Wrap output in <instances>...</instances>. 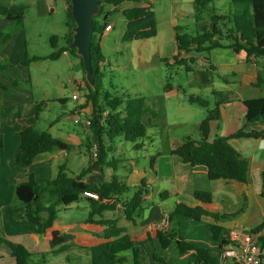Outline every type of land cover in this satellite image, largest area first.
I'll return each instance as SVG.
<instances>
[{"label":"trees","instance_id":"16d2710c","mask_svg":"<svg viewBox=\"0 0 264 264\" xmlns=\"http://www.w3.org/2000/svg\"><path fill=\"white\" fill-rule=\"evenodd\" d=\"M67 5L66 27H67V47L45 57V59L56 60L65 52L73 53L82 63L84 77L78 83L79 89L88 91L86 95V105L91 104L92 124L90 132L87 134L85 147L90 153L94 146L98 149V160L89 161V166L76 177H70L64 167L59 168L57 176L45 183H38L33 176L26 182L16 186L15 196L18 202L25 208L26 220L36 227L37 233L44 235L45 247L53 255H59L71 248L74 237L70 234H63L62 221L59 219V206L68 207L77 203L85 197V192H92L98 195L99 200L88 198L90 202V212L87 218L89 223L96 222L97 217H102L106 211H113L119 203L123 208L126 219L134 222L142 216L144 210V197L147 194L146 184L139 186L129 200L126 196L131 188L117 178L110 182L93 183L84 180V177L95 167L111 165L109 158L112 156L117 138L122 137L126 141L134 144L135 149H139L138 141L147 136L148 127L143 122V117L150 111L152 118L156 113L150 108L147 100L143 97L129 99L126 102L119 98L106 94L105 100L100 101L98 95V77L103 75L100 72V65L105 57L102 53L101 40L106 27L108 26V16L112 12L121 11L126 20V31L124 41H139L151 39L158 34L157 16L151 0H102L100 13L94 17V32L91 47L92 70L94 88L86 80L83 59L77 55L76 49H69L73 41V28L75 22L72 16L70 0H64ZM216 0H193V17L196 23L203 24L196 34L191 35L184 32H177L176 45L178 54L174 56L177 64L186 65L188 71L195 63V57L179 59L181 54L192 55L205 54L210 56L211 52L220 47H224L221 42H228L227 48L244 51L246 59L264 58V0H231V11L227 15H220L213 4ZM128 2L126 7L124 4ZM112 6V10L105 11V6ZM104 15L103 22L99 18ZM0 16L3 20L14 23L16 30H21L24 25V8L13 5L4 7L0 5ZM10 34H1L2 44L11 39ZM53 38L51 43L54 45ZM193 56V55H192ZM41 57H30L26 55L19 62L22 66L29 67L32 63L39 61ZM208 61L209 58H204ZM12 64L0 65V97L4 92L10 93L13 88L18 87L17 80L12 77H5L4 70L10 68ZM204 86L211 83L208 71L198 73ZM30 82V80H29ZM258 87L264 85V75H257ZM217 96L225 95L216 92ZM64 102L65 100H61ZM191 103H197L194 98H190ZM224 102L218 98L216 108L209 111L208 116L201 122L199 127V139L186 137L183 144L175 149L169 150V154L179 157L183 163L192 167L204 166L208 171L210 180H234L244 184L249 183V161L244 158L230 143V139H260L264 138V131H256L249 128L258 123H264V97L244 101L246 107L245 126L229 137L216 136L213 141H209L210 122L219 120V107ZM108 111L105 118L103 113ZM40 113V106L37 117ZM1 138V135H0ZM71 146L63 140L54 137L52 134L38 130L34 126L27 127L20 133V147L14 157V161L21 167L32 165L36 158L44 153L54 150L70 151ZM264 179V163H263ZM264 194V193H263ZM168 193L162 196L167 197ZM197 203L189 204L177 201L172 212L168 215L170 223L178 222L185 217L197 222L203 221L211 233V243L218 250L217 253L209 249L191 244L180 237L179 229L176 227L167 231H157L156 236L160 239L161 245L166 248L172 241H176L181 254L193 253L197 262L203 264H221L220 252L225 251L231 243L230 223L244 212V206L237 212L230 214H220L218 206L214 202L213 195L204 190H197L194 194ZM246 201V200H245ZM106 228L102 240L92 246L79 245L87 249L90 254V264H122L126 262L120 254L125 251L134 250L138 256L139 247L136 240L130 236L123 227H119L114 220H104L102 222ZM264 231V224L259 225L250 231L258 234ZM258 242L264 246V233L258 237ZM0 244H4L15 259L14 264H31V252L21 244H15L5 239H0ZM157 261L163 259L154 255ZM137 259V258H136ZM137 264L138 261L136 260Z\"/></svg>","mask_w":264,"mask_h":264},{"label":"crops","instance_id":"0c3cea01","mask_svg":"<svg viewBox=\"0 0 264 264\" xmlns=\"http://www.w3.org/2000/svg\"><path fill=\"white\" fill-rule=\"evenodd\" d=\"M0 5L9 8L13 5L22 6L24 8L25 19L28 16L31 18L35 17L38 23L39 21L49 23L51 18L57 17L61 13H66L67 10V5L64 0H0ZM117 12L122 14L121 11ZM108 23L110 24L109 20ZM162 24L164 35L165 30L169 31L173 27L174 29L177 28L175 27L174 21H163ZM203 24L210 25V23L206 21L205 23H200L199 26L201 27ZM6 25L15 24L0 19V28ZM160 26L161 24L158 22V34L160 32ZM181 31L183 32L182 29H176V34ZM108 33L109 32H105L104 34ZM63 37L67 40V32ZM53 38H57L58 40L57 35H51L50 41ZM166 38L167 36L165 35L163 41ZM56 42L57 41L54 39V44ZM221 44L224 47L214 49L209 57L205 54L198 55L194 53L192 54L193 56L181 54L179 57V59L195 57V61H197L198 57L202 58L204 63L202 64L201 61H199V67L191 65L192 72L197 73L192 85L198 86L201 90L210 91V94L213 95L215 100L214 109L216 108L218 98H221L224 102L219 107V120L210 122L209 141H213L218 135L229 137L239 129H242L245 126L246 114L244 101L264 97V85L262 87L256 85L257 75H264V58L251 57L250 59H246L244 51L237 52L235 49L227 48L228 42L226 41L221 42ZM19 46L23 56L25 57L28 55V44L24 26L21 30L16 31L7 43L0 47V51H3L6 57H12ZM64 54L68 56L69 52H65ZM177 54L178 50L176 45L173 56ZM205 57L209 58V60L205 61ZM204 71L210 73L211 83L208 86L203 85L198 75L199 72ZM218 80L224 83V87L221 89L216 87V81ZM6 84L8 87L13 88V91L10 93L4 92L0 97V239L25 246L32 254L31 259L35 258L37 260V262H33L32 264H47V262H49L48 258L51 256L57 257V255H53L51 251L45 247L44 235L37 233L36 227L26 220L25 208L18 202L15 196V188L17 185L26 182L31 176H33L38 183L48 182L57 176L60 167H64L66 171L69 170L73 174L72 177L78 176V174H74L73 172L80 163L78 155L83 154L82 147L85 146L86 140L84 142L75 132H65L63 129H58L62 135L57 138L68 143L72 147L70 151L54 150L53 152L39 155L35 162L28 167L17 165L14 161V157L19 151L20 133L27 127H36L40 120V113L37 117L39 106L37 103L30 102V97L26 95L23 99L18 98L16 95L19 89L17 87H11L9 83ZM180 91V87L174 88L169 85L168 88H166L165 99L178 95ZM216 92H221L225 95L217 96ZM191 98L197 101V103H191L189 98V102L192 105L196 104L203 108L209 104L199 97ZM84 103L81 97L80 101L76 102L77 105L72 113L74 114L75 109L78 107L83 108L87 116H91L93 111L92 105L88 104L84 106ZM176 109H178L179 112H184L186 108L184 105H179ZM154 112L156 113L155 118H152V113L150 111L143 117V122L148 127L147 134H150V127L160 126L159 114L161 112L156 110H154ZM166 113L167 106L164 107L163 110V114ZM202 121L203 119L191 122L192 124L187 128L183 137L177 138L175 144L172 142L173 135L171 133L164 134L169 144L164 150L149 157V170L152 177L141 179L140 186L143 183L146 184L147 194L144 197V210L140 218H137L134 222L126 219L123 208L119 203L116 204L113 211H106L102 217H97L94 223H89L87 219L77 220L72 217L70 220L65 218V221H62L59 218L63 223L61 232L63 234L72 235L74 237V243L71 244L69 250L59 254H67L66 263H64L63 260L57 261L53 259L52 261L56 263L61 262L63 264H90L89 252L87 249L79 247V245L92 246L98 244L102 240L106 227L97 221L114 220L118 222L117 224L119 227H123L127 233L136 240V245L141 250H144V248L146 249L144 253L149 261L153 260L154 262H159L154 258L151 252L153 247L163 254V256H161L163 264H203L196 261L192 252L181 254L176 241H172L164 248L161 245L160 239L156 236V232L159 230L167 231L176 227L179 229L180 237L185 241L209 249L214 253L218 252L211 243V233L203 221L197 222L182 217L176 223H170L169 221V227H164V221L167 219L170 212L173 211L177 201H183L189 204L197 203L194 197L197 190L208 191L213 195L214 202L218 206V212L220 214L234 213L244 206V212L230 223V228H238L250 232L259 225L264 224V179L262 175L264 138L230 139L229 141V143L249 161L250 181L248 184L234 180H210L206 167H192L189 164L183 163L179 157L169 154L168 151L182 145L186 137L196 132L199 133V127ZM53 129H55V127H52V130ZM249 129L264 131V123H258L251 126ZM83 130L86 131L85 128H83ZM53 136L55 135L53 134ZM138 145L139 149H143L144 144L142 142L138 141ZM88 154L89 152L87 151L86 158L84 157L88 165L81 172L86 170L89 166V160L91 159L90 154ZM114 156L115 155L112 153V159ZM109 162L113 165L115 160H109ZM104 167L102 169L100 167H95L84 177V180L93 183H102L110 182L115 177L127 185L123 178L115 176L108 170H104ZM163 193H168L169 195L165 197L162 196ZM79 202L87 203L90 212V202L86 197L81 198ZM79 202L66 207V209H69V211L72 210L75 204ZM167 202L173 203V207L166 212L163 208L166 206ZM77 208H80V205H78ZM71 221L73 225L70 224ZM201 223L205 227L201 226ZM182 224L189 225L191 228L198 230L199 233H191L189 231L184 235L181 232ZM263 233L264 231L256 234L257 238ZM261 247L264 252V246ZM125 260L128 261V258H125ZM14 263L15 259L8 248L4 244H0V264ZM225 264H233V262L228 260Z\"/></svg>","mask_w":264,"mask_h":264},{"label":"rangeland","instance_id":"374dc122","mask_svg":"<svg viewBox=\"0 0 264 264\" xmlns=\"http://www.w3.org/2000/svg\"><path fill=\"white\" fill-rule=\"evenodd\" d=\"M151 2L154 5L157 21L161 24L160 32L156 37L139 41H124L126 20L118 12H112L108 16L110 28L105 30L104 33H109L103 34L101 37L102 53L105 60L100 65V72L103 76L97 79L100 86L97 96L100 101L105 100L106 94L119 97L125 102L136 97H143L153 111L161 112L159 114L160 126L150 127V134L148 133L144 139L140 140L144 144L143 149L136 150L133 143L119 137L114 146L113 155L115 156L113 159L112 157L109 158L110 161L115 160V163L104 167V170L123 178L127 186H130L131 191L126 194L129 199L139 189L142 178L152 177L149 170V157L167 147L169 142L165 136L166 133L173 135L172 142L175 144L177 138L183 137L187 128L192 124L191 122L204 120L215 105L214 97L209 90H201L198 86L192 85L197 73L188 71L186 65L177 64L173 60V51L176 48V29H182L184 33L191 35L196 34L200 29V24L196 23L193 17V0H151ZM128 5V2L124 4L126 7ZM213 6L219 14L227 15L231 10L232 3L231 0H216ZM112 9V6H105V11ZM61 14L51 18L49 23L39 21V24L37 18L29 16L24 20L23 26L26 32L28 55L43 59L32 63L29 67L22 66L18 61H22L24 56L19 46L12 57H6L4 52L0 51V65L12 64L10 68L4 70L3 74L5 77L10 76L17 80L19 91L16 96L18 98L23 99L27 95L30 97V102L37 103L38 106L41 105L40 120L36 126L38 130L54 134V137L62 135L58 129H63L65 132H75L85 142L86 134L90 131H84L81 124H76L72 113L77 105L76 102L72 101V95L77 91L76 86L84 77L81 60L73 53H69L68 56L63 54L56 60L45 59L46 56L67 47V40L63 37L68 32L66 13ZM103 18L104 15L99 18V21L103 22ZM0 19H2L1 16ZM163 21H174L175 27H177L176 29L173 27L169 31L165 30L167 38L164 41ZM16 27V25L2 26L0 34L14 35L16 31H19L16 30ZM51 35H57L58 37L54 45L50 41ZM199 61L202 64L204 63V60L198 57L192 66H198ZM0 74H2L1 71ZM169 85L174 88L180 87L181 91L178 95L165 99L166 88ZM216 87L221 89L224 87V83L218 80L216 81ZM92 88L95 91L93 86ZM87 93L88 91L85 89H79V94L85 102L84 106H86ZM191 97H199L209 104L203 108L196 104L192 105L189 102ZM61 100L65 101L62 102ZM179 105H184L187 110L179 112L176 109ZM166 106L167 113L163 114ZM52 127H55V129L52 130ZM188 137L199 139L200 134L196 132ZM82 151L83 154L78 155L80 163L75 168L74 174L79 175L88 165V162L85 161L87 153L85 146L82 147ZM91 152L89 153L90 159ZM89 161L94 162L92 159ZM67 174L70 177L73 176L69 170H67ZM78 205H80V208H77ZM172 205L173 203L167 202L163 208L164 211L167 212L172 209ZM22 207L24 206L22 205ZM58 209L59 218L62 221H65V218L70 220L72 217L83 220L87 219L89 215V207L85 202L75 204V207L70 211L65 206H59ZM70 224L73 225V222L71 221ZM187 224L181 226V232L184 235L189 231L199 233L198 230ZM144 251H146L145 248L144 250L139 249L138 256H136L134 250L122 252L120 257L128 258V261L122 264H137L136 260L138 264H163L160 261H149ZM151 252L162 259L163 254L158 249L152 247ZM66 255L51 256L48 258L49 262L47 264H63L53 262V259L63 260L66 263ZM33 262H37V260L32 258L31 264Z\"/></svg>","mask_w":264,"mask_h":264},{"label":"built area","instance_id":"2783aa9c","mask_svg":"<svg viewBox=\"0 0 264 264\" xmlns=\"http://www.w3.org/2000/svg\"><path fill=\"white\" fill-rule=\"evenodd\" d=\"M108 25L105 30H108ZM77 91L72 95L73 102L80 101L79 87L76 86ZM109 112L105 111L103 117L108 116ZM74 122L81 124L86 130L90 131L92 124V117L87 116L83 108H76L74 111ZM91 159L96 162L98 160L97 146L92 148ZM85 197L99 200L98 195L92 192H85ZM164 227H169V218L164 221ZM231 243L225 251L220 252V262L225 264L231 260L233 264H264V252L258 242L256 234L233 228L230 231Z\"/></svg>","mask_w":264,"mask_h":264},{"label":"water","instance_id":"95a60500","mask_svg":"<svg viewBox=\"0 0 264 264\" xmlns=\"http://www.w3.org/2000/svg\"><path fill=\"white\" fill-rule=\"evenodd\" d=\"M70 3L75 27L69 49H76L77 55L83 59L86 80L90 86H94L91 47L94 17L100 13L102 0H70Z\"/></svg>","mask_w":264,"mask_h":264}]
</instances>
